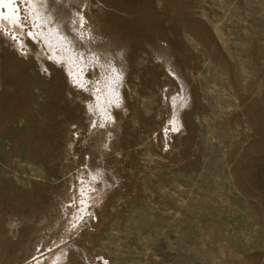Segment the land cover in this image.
Instances as JSON below:
<instances>
[{"label":"rangeland","instance_id":"obj_1","mask_svg":"<svg viewBox=\"0 0 264 264\" xmlns=\"http://www.w3.org/2000/svg\"><path fill=\"white\" fill-rule=\"evenodd\" d=\"M73 4L124 64L122 132L101 162L89 82L0 24V264H264V0ZM90 163L118 172L69 236L53 222Z\"/></svg>","mask_w":264,"mask_h":264},{"label":"bare ground","instance_id":"obj_2","mask_svg":"<svg viewBox=\"0 0 264 264\" xmlns=\"http://www.w3.org/2000/svg\"><path fill=\"white\" fill-rule=\"evenodd\" d=\"M79 1L80 0H0V24L7 28H11L12 32L14 30L22 33L24 36L23 39H18V41L13 45H16L17 50L18 48L22 49L21 46H27L26 48L29 50L28 52L26 51L27 55H34L43 67L46 65L42 57L48 56L52 59L51 61H55L57 64H65L63 66L67 68V70H65L71 80L82 83L83 85L89 82L88 85L90 86L88 87H90L89 90L92 91L93 99L92 101H89L90 104H88V107L100 119V125H105L104 129H99V156L101 162H103L104 158H106L104 157L106 149L108 150L111 145H117L111 144L113 140L112 137L115 138V136L118 135V132H122L120 131L121 122L118 123L122 119L118 120L119 118L117 119V115L115 116V112L112 110L114 108L117 109V107L118 109L125 107L124 95L121 89V86H123L122 83H124L123 81L125 80V67L123 63L118 64L117 62H113L112 52L110 51L111 49L109 50L107 48L108 45L105 44L99 33L85 23L84 14L80 12L81 10L79 11V7L73 4H76ZM62 15L65 16L64 21L61 20ZM28 38H31V41H34L36 47L31 45ZM57 48H59V50L62 49V53H58L59 51H56ZM23 51L25 52V50ZM24 52H21V54L26 53ZM114 56H118V59H122L125 55L120 52L115 53ZM90 70L94 73V77L92 79H90V76L88 77L86 74L87 71L90 72ZM103 74H105L104 77ZM102 86L105 87V92L101 90ZM186 95L187 91L183 93L182 99L179 100L178 97H174L172 99L174 108H178V111L183 109L181 106H183V103L186 100ZM117 112L120 113L121 111L118 110ZM122 112H124V110ZM181 121V112H177V117L173 120V124L177 125L181 123ZM110 125L115 127L114 131H112L113 129L110 130L108 128ZM117 138L118 137H116V139ZM116 149L120 150V146L119 148L116 147ZM106 162L107 161H105V163ZM106 166L96 167L90 163L88 168L89 176H87L78 187L79 198L76 197L75 193H71L69 196L67 195L69 197L68 201L72 202V205L69 208H62V213L55 216L52 228L58 229L62 227L64 232L69 235V232L71 233L75 230L74 226H78V223L83 219L85 213L90 211H86L88 210L87 205L90 204L87 199V194L92 190L97 192L99 191V193L101 192L103 195L111 191L110 189H112L111 187L113 184L110 181V175L114 177L116 176L115 173L118 171H116L117 169L115 168V172L110 165L109 167L111 168ZM108 185H111V187ZM91 208L93 207L91 206ZM98 208L99 207L96 208L95 206L96 211ZM90 212L92 213L93 211ZM100 212L97 213L99 214ZM3 237L4 236H1V238ZM65 237V235H60L59 239H57L55 243H59V241H62ZM68 252L65 251V253ZM65 253H57V251L56 253H49L46 258H36L34 264H64L66 257ZM98 259L99 261L94 264H104L107 261L103 256ZM67 262L68 260L65 261V264Z\"/></svg>","mask_w":264,"mask_h":264}]
</instances>
